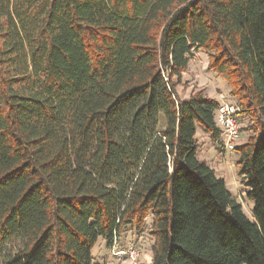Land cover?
<instances>
[{
    "label": "trees",
    "instance_id": "16d2710c",
    "mask_svg": "<svg viewBox=\"0 0 264 264\" xmlns=\"http://www.w3.org/2000/svg\"><path fill=\"white\" fill-rule=\"evenodd\" d=\"M194 51L248 120L252 219L197 157ZM127 232L149 264H264V0H0V264H99Z\"/></svg>",
    "mask_w": 264,
    "mask_h": 264
},
{
    "label": "rangeland",
    "instance_id": "374dc122",
    "mask_svg": "<svg viewBox=\"0 0 264 264\" xmlns=\"http://www.w3.org/2000/svg\"><path fill=\"white\" fill-rule=\"evenodd\" d=\"M203 90L207 97L219 99L221 97L224 101L235 103V100L229 96V87L212 72L207 70V60L204 53L192 52V59L188 67V72L181 79V84L177 88V93L180 98H186L191 92ZM220 96V97H218ZM240 130L239 136L236 140V146L245 142L249 133L245 131L248 120L246 118L239 117ZM217 125V120L215 118ZM163 129V125H160ZM196 140L198 146L197 157L199 160L205 161L211 168L218 170V177H222L225 180V184L230 193L234 196L238 203L241 204L242 210L246 216L252 219V204L241 193L237 184L235 159L236 153H225L219 145H214L210 141L209 136L204 133L199 127H197ZM151 244L149 236L145 232L142 236H132L130 232L125 233L121 240L118 242V249L115 253L123 251L129 245H137L141 253L139 264H149L151 258ZM93 256L99 264H126L123 257L112 255L111 250L106 244L99 240L93 249Z\"/></svg>",
    "mask_w": 264,
    "mask_h": 264
},
{
    "label": "built area",
    "instance_id": "2783aa9c",
    "mask_svg": "<svg viewBox=\"0 0 264 264\" xmlns=\"http://www.w3.org/2000/svg\"><path fill=\"white\" fill-rule=\"evenodd\" d=\"M219 106L215 112V118L217 120V127L220 130V136L218 143L222 150L227 152H233L236 147V140L239 136L240 121H239V108L235 103L224 101L221 97ZM118 242L114 239L111 252L114 256H122L126 264H139L141 253L137 245H129L122 252L115 253L118 249ZM119 250V249H118Z\"/></svg>",
    "mask_w": 264,
    "mask_h": 264
},
{
    "label": "crops",
    "instance_id": "0c3cea01",
    "mask_svg": "<svg viewBox=\"0 0 264 264\" xmlns=\"http://www.w3.org/2000/svg\"><path fill=\"white\" fill-rule=\"evenodd\" d=\"M218 97H220V96H218ZM209 98H211V99H214V100H216L218 103H219V99H215V98H212V97H210L209 96ZM214 171H215V173H216V175L218 174V170L216 169V168H212ZM222 178V177H221ZM150 260H151V258H150Z\"/></svg>",
    "mask_w": 264,
    "mask_h": 264
}]
</instances>
